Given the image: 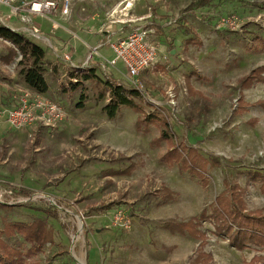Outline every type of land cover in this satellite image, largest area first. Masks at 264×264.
<instances>
[{
    "label": "rangeland",
    "instance_id": "obj_1",
    "mask_svg": "<svg viewBox=\"0 0 264 264\" xmlns=\"http://www.w3.org/2000/svg\"><path fill=\"white\" fill-rule=\"evenodd\" d=\"M198 1L80 0L73 11L96 19L89 27L93 37L108 31L117 40L136 29L149 32L158 62L143 75L146 90L136 101L146 114L169 122L173 145L202 155L205 178L165 161L169 144L155 143L165 131L161 125L138 130L141 115L129 108L110 120L103 110L110 92L83 80L91 71L87 66L83 72L61 71L47 63L46 78L59 96L31 95L26 86L29 92L16 107L27 96L40 97L60 105L64 119L53 128L16 130L8 124L5 140L0 138L6 173L0 179V239L20 250L26 263L96 264L98 258L97 264H192L200 242L169 232L164 222L187 221L203 211L210 215L226 183L242 188L247 212L264 215V180L255 178L264 171V109L256 105L264 100V82L249 89L240 84L264 66V0H204L206 5L197 8ZM8 12L0 5V13ZM30 22H24L34 32L28 36L36 40ZM190 39L201 44L189 45ZM101 51L114 57L108 46ZM117 67L123 78L118 83L134 89L126 67ZM94 71L102 80L109 77L108 68ZM73 77L81 83L78 89L69 80ZM81 98L84 106L78 108ZM240 101L249 105L241 110ZM4 113L0 119L7 120ZM131 164L130 175L120 174ZM53 207L57 218L46 212ZM39 221L53 234L41 252L27 256L30 244L20 234L6 238L7 226ZM201 227L213 264L264 258V248L231 247L210 220Z\"/></svg>",
    "mask_w": 264,
    "mask_h": 264
},
{
    "label": "trees",
    "instance_id": "obj_2",
    "mask_svg": "<svg viewBox=\"0 0 264 264\" xmlns=\"http://www.w3.org/2000/svg\"><path fill=\"white\" fill-rule=\"evenodd\" d=\"M205 5L204 0H199L196 3L197 8H202ZM0 37L11 43L14 48L13 52L21 56L17 67L19 75L24 78L26 86L37 94H47L49 85L46 80V51L25 34L16 33L7 27H0ZM196 43L201 44L200 41L196 40L190 39L187 41L189 45ZM73 78H76L77 82L81 84L78 77ZM82 78L86 81H95L99 85L103 84L106 90L110 92V100L103 108L110 120L117 119L124 108H129L141 115L136 122L138 130L154 124L161 125L165 131L160 134L155 143L159 144L166 141L169 144L170 148L165 155V161L171 163V165L178 163L183 170L187 169L193 173H200L202 178H205L206 172L203 170L206 166L202 155L195 149L187 150L185 147L181 148L173 145V141L169 137L171 130L169 122L166 119L144 112L143 107L136 101V99H141V93L137 89H127L121 84L109 80L102 81L96 77L94 71L83 75ZM259 81L264 82V66L243 77L240 84L242 88L249 89L255 82ZM78 86L80 85H73L77 88ZM82 98L78 104L79 108L84 106ZM248 105L244 101L239 102L241 110H244ZM256 105L264 109V100L258 101ZM213 164H215L214 161ZM134 168L135 165L132 164L122 174H130ZM255 178L264 180V171L256 173ZM246 207L242 188L238 186L231 187L229 183H226V191L216 198L210 215L203 211L199 216L190 218L187 221L171 219L164 222V227L172 233L178 232L183 236L188 235L201 242L192 264H213V255L204 250L208 236L201 230V225L206 220L212 221L216 229L215 232L218 235H225L230 246L237 251H243L251 245L264 248V215L262 211L247 212ZM104 208H109V206H104ZM46 212L55 218L58 217L57 210L54 207L53 209H47ZM17 234L22 235L25 241L30 244L27 256L41 252L46 244L53 242L52 231L48 230L41 221L30 224L14 223L6 227L5 235L8 240L16 238ZM25 259L20 250L10 247L0 239V264H40L39 262L26 263ZM249 264H264V258L255 256Z\"/></svg>",
    "mask_w": 264,
    "mask_h": 264
},
{
    "label": "crops",
    "instance_id": "obj_3",
    "mask_svg": "<svg viewBox=\"0 0 264 264\" xmlns=\"http://www.w3.org/2000/svg\"><path fill=\"white\" fill-rule=\"evenodd\" d=\"M79 1L80 0L71 1L72 9L70 14L67 16L63 15L62 11H58L50 16H41V15L30 16L27 22L31 21L30 24L33 25L32 29H35L38 32V35L36 36H38L39 40L38 39L33 40L28 36L31 33L34 34V32L33 30L25 26L26 23H24V21H22L21 18L13 17L12 19H10L7 22V26H8L7 28H9L10 30L16 33L25 34L29 39H31L33 42L41 46L46 51V65L49 64L54 67L58 66L59 70L61 71L63 69L68 70L69 68H73L75 70L78 69V71L80 70L79 72L85 71L84 68L85 66H87L89 69H91V71L87 72V74L93 72L94 68L95 70L97 68L99 69L103 68L105 70L106 68H108L109 72L107 74L109 77L107 80L118 83L120 82L119 81L120 79H123L119 77L120 69L117 67L118 64H121V62H118L114 65L112 64L115 60V54L110 47V43L116 42L121 39L112 40L108 31H103V33L98 35V37H93V35L91 34L93 31H89V27L90 25H93V22L96 19L90 18L89 16L86 15H82V13H75V11H73L75 2H79ZM9 15H10V9L7 14L0 13V17H4V18H7ZM13 19L16 20L15 23L10 24V21H12ZM13 26H18V27L14 28ZM1 41H3L4 44L0 43V111H6V109H12L10 108V106L16 107L20 99H22L23 96L22 94L24 93V91L27 92L28 90L25 85L24 78L19 75V70L17 67L20 61V57L19 58L17 57L19 55L18 54L16 55L11 49L13 48L12 44L8 43L6 40L0 37V42ZM105 45L108 46V48L112 51L114 57L109 58L108 54H105L103 51H101L103 50L104 47H106ZM9 47L10 49H8ZM9 50H11L10 53ZM11 53H14V57L9 62H7L6 59L8 58V56L11 55ZM66 57H68L70 60L69 61L64 60V58L66 59ZM94 72L96 77L102 80L101 77L98 75V73H96V71ZM150 72H152V70ZM46 80L49 85V91L47 94L43 96L49 99L50 97H52V99L53 97L57 98L59 95L56 94L53 83H51L50 80L47 78ZM69 80L71 82H74V85L79 84L76 79H69ZM93 82L96 86H101L105 88L103 84L99 85L97 82L95 81ZM78 88L73 87V89H78ZM68 93L70 94L71 92L68 91ZM68 93H65L63 97H67ZM30 94L35 95V92L31 90ZM8 124L9 123L7 122V120L0 119V138H2V141L5 140V135H4L6 131L5 128L9 130ZM0 164H1L0 179H5L6 173L2 172L3 170L2 165L5 164V162H3V164L0 162ZM102 207L104 208V206ZM102 207L101 209H99L100 211L107 209V208L103 209ZM78 221H80L81 226L84 225L83 221L80 218H78ZM171 250H173V248ZM98 261L99 259L97 258V261H95V263L97 264ZM104 263H106L105 258H104Z\"/></svg>",
    "mask_w": 264,
    "mask_h": 264
},
{
    "label": "built area",
    "instance_id": "obj_4",
    "mask_svg": "<svg viewBox=\"0 0 264 264\" xmlns=\"http://www.w3.org/2000/svg\"><path fill=\"white\" fill-rule=\"evenodd\" d=\"M72 0H0V5L10 9L7 18L0 17V27H8L7 22L13 17L27 22L32 15L50 16L62 8V14H70ZM115 54L113 65L121 62L134 89L145 93L142 77L158 62V50L151 42L147 30L136 29L124 39L110 43ZM67 60H70L66 57ZM4 115L10 126L16 130L27 127H56L65 117V112L57 103L36 97L25 98L21 105L6 110Z\"/></svg>",
    "mask_w": 264,
    "mask_h": 264
},
{
    "label": "bare ground",
    "instance_id": "obj_5",
    "mask_svg": "<svg viewBox=\"0 0 264 264\" xmlns=\"http://www.w3.org/2000/svg\"><path fill=\"white\" fill-rule=\"evenodd\" d=\"M76 240V239H75Z\"/></svg>",
    "mask_w": 264,
    "mask_h": 264
}]
</instances>
